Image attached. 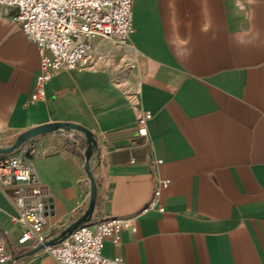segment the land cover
<instances>
[{
    "label": "crops",
    "instance_id": "obj_1",
    "mask_svg": "<svg viewBox=\"0 0 264 264\" xmlns=\"http://www.w3.org/2000/svg\"><path fill=\"white\" fill-rule=\"evenodd\" d=\"M0 6V146L54 121L88 127L100 156L92 226H131L103 254L128 264H264V0H133L128 43L93 38L88 68L56 73L32 100L37 45ZM150 111L147 134L138 132ZM85 137L46 133L11 154L44 190L45 239L86 209ZM168 180L166 186L160 181ZM0 180V238L20 250L15 189ZM160 193L164 210L144 208ZM13 264H59L38 251Z\"/></svg>",
    "mask_w": 264,
    "mask_h": 264
},
{
    "label": "built area",
    "instance_id": "obj_2",
    "mask_svg": "<svg viewBox=\"0 0 264 264\" xmlns=\"http://www.w3.org/2000/svg\"><path fill=\"white\" fill-rule=\"evenodd\" d=\"M5 10H14V19L27 37L33 41L41 55L40 71L36 79L32 100L45 97V85L56 74L75 68H88L94 61L93 38L113 37L128 43L133 30V0H0ZM150 111H142L138 118V132L147 134L146 122ZM0 180L5 185L25 183L15 189L18 214L13 217L22 227L17 245L22 250L45 239L43 229L46 218L44 190L35 183L29 165L19 156L0 154ZM168 180L160 181L166 186ZM144 208L163 211L156 197ZM131 226L129 219L110 216L76 228L55 245L43 249L59 264H128L122 257L103 254L105 240L112 238L121 243L122 232ZM11 257L5 237L0 238V264Z\"/></svg>",
    "mask_w": 264,
    "mask_h": 264
},
{
    "label": "water",
    "instance_id": "obj_3",
    "mask_svg": "<svg viewBox=\"0 0 264 264\" xmlns=\"http://www.w3.org/2000/svg\"><path fill=\"white\" fill-rule=\"evenodd\" d=\"M46 133H75L82 134L85 137L86 148L84 151V169L90 181V197L88 205L85 211L77 219L71 221L56 235L48 239H44L43 241H39L32 245L26 246L22 250L11 249V257L6 264H13L18 259L30 256L38 251L43 250L47 246L58 244L64 238L70 235L76 228L89 223L93 218L95 205L97 202V182L93 174L91 158L94 154L99 157L101 150L99 147L97 136L88 127L68 121H54L44 123L42 125L28 128L25 131L19 133L10 145L0 146V154L12 153L27 140Z\"/></svg>",
    "mask_w": 264,
    "mask_h": 264
}]
</instances>
